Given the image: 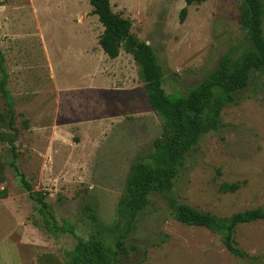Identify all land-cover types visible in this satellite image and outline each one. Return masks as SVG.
<instances>
[{
  "label": "rangeland",
  "instance_id": "1",
  "mask_svg": "<svg viewBox=\"0 0 264 264\" xmlns=\"http://www.w3.org/2000/svg\"><path fill=\"white\" fill-rule=\"evenodd\" d=\"M239 1L205 0L188 7L181 23L183 0H109L114 13L130 20V34L153 49L165 94L186 93L228 51L251 50ZM91 11L88 0H0L16 154L12 161L0 140V264H66L78 240L94 232L92 209L103 226H117L130 165L161 135L162 121L148 105L132 57L123 46L116 59L103 54V28ZM261 29L264 38V13ZM252 80L222 109V129L187 153L173 188L180 203L221 219L264 212V76ZM7 116L0 95V117ZM0 134H10L2 122ZM12 163L32 192L44 196L45 218L71 223L74 235L44 229ZM222 184L239 188L223 192ZM162 235L168 238L152 248ZM234 239L248 256L264 258V219L237 225ZM130 245L135 250L122 264H243L218 234L173 220L156 195L140 212Z\"/></svg>",
  "mask_w": 264,
  "mask_h": 264
},
{
  "label": "trees",
  "instance_id": "2",
  "mask_svg": "<svg viewBox=\"0 0 264 264\" xmlns=\"http://www.w3.org/2000/svg\"><path fill=\"white\" fill-rule=\"evenodd\" d=\"M205 0H183L184 7L179 14L183 22L187 8L199 5ZM91 12L103 28L98 44L103 54L110 60L116 59L123 46L138 69L143 83L147 102L162 121L161 135L153 140L152 150L140 155L130 165L124 192L117 203L118 222L115 227H105L92 214L94 232L87 241L78 240L70 253L66 264H122L123 256H128L133 245L126 246V240L135 233L140 212L149 204L152 195L162 197L173 220L188 226L202 227L220 236L226 250L243 264H264L260 256L250 257L237 245L234 234L237 225L250 224L264 219L260 209L237 213L230 218L221 219L210 213L202 212L174 197V181L184 169L187 153L199 139L209 133L222 129L220 113L222 109L235 101V95L252 83L253 75L264 76V38L262 35L263 0H240L238 6L240 28L251 45V50L237 54L228 51L222 55L216 67L186 93L165 94L162 89L163 72L157 63L153 49L138 42L131 34V22L111 10L109 0H88ZM8 74L0 51V95L7 110V121L0 117L10 134L1 135L11 150L12 161L16 160L14 139L13 101L6 88ZM20 180L22 188L38 206L43 216L44 229L51 232L70 233L74 229L69 222L61 226L52 224L45 218L49 216L48 204L40 193H33L24 176L11 164ZM237 184H222L221 191L234 192ZM91 210V209H90ZM52 219V217L50 218ZM168 237H162L151 244L158 247ZM143 258L145 252L142 253Z\"/></svg>",
  "mask_w": 264,
  "mask_h": 264
}]
</instances>
